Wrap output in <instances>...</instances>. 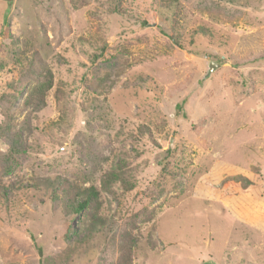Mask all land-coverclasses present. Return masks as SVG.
I'll list each match as a JSON object with an SVG mask.
<instances>
[{"label": "rangeland", "instance_id": "1", "mask_svg": "<svg viewBox=\"0 0 264 264\" xmlns=\"http://www.w3.org/2000/svg\"><path fill=\"white\" fill-rule=\"evenodd\" d=\"M126 241L264 264V0H0V264H123Z\"/></svg>", "mask_w": 264, "mask_h": 264}, {"label": "trees", "instance_id": "2", "mask_svg": "<svg viewBox=\"0 0 264 264\" xmlns=\"http://www.w3.org/2000/svg\"><path fill=\"white\" fill-rule=\"evenodd\" d=\"M144 24V22H143ZM172 39H175V37L171 36ZM41 72L42 80H40L39 83H36L32 89L28 92L24 104H35L39 105L44 98V94L47 88L50 87V72L48 69H43ZM47 72V73H46ZM177 110L181 112L182 110V103L177 105ZM176 115H179L178 112ZM175 115V116H176ZM108 172L105 175V183H110L116 179H120L119 175H117L116 171ZM56 180V179H55ZM49 186H58L59 188H63L62 191L64 195L66 196V206L71 207V212L78 213L79 211H86L87 209H92V217L97 221L95 215H94V209L98 210V207L100 205V192L94 187V186H88L85 188H76L74 186V183L68 184L65 182L64 178L61 176L57 178L55 183H48ZM5 193V192H4ZM3 195L6 196V193ZM77 195V196H76ZM82 196L81 200H78L76 197ZM96 215L98 216V211H95ZM130 239V238H129ZM131 240V239H130ZM132 246V243H125L124 248L122 246V251L120 258L122 259V263L124 264L127 262L128 264H131L129 256H130V248Z\"/></svg>", "mask_w": 264, "mask_h": 264}, {"label": "water", "instance_id": "3", "mask_svg": "<svg viewBox=\"0 0 264 264\" xmlns=\"http://www.w3.org/2000/svg\"><path fill=\"white\" fill-rule=\"evenodd\" d=\"M217 66V64L216 63H214V62H211L210 64H209V70H212L214 67H216Z\"/></svg>", "mask_w": 264, "mask_h": 264}]
</instances>
